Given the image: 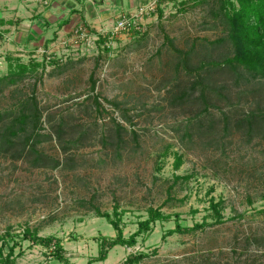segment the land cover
Here are the masks:
<instances>
[{
  "label": "rangeland",
  "instance_id": "374dc122",
  "mask_svg": "<svg viewBox=\"0 0 264 264\" xmlns=\"http://www.w3.org/2000/svg\"><path fill=\"white\" fill-rule=\"evenodd\" d=\"M220 1L168 0L161 4L164 16L159 18L151 13L158 0H151L130 12L141 14L133 29L111 35L106 42H98L99 33L112 30L97 32L81 25L73 32L58 29L57 35L51 33L49 47L24 53L11 43L17 39L13 30L0 31V78L13 65L15 70L20 65L30 68L23 81L0 93V108L16 109L15 96L35 92L46 121L42 132L52 134V126L60 123L66 131L65 141L52 134L41 144L46 154L61 161L56 169L0 157V237L10 240L4 259L17 243L10 264H88L99 256L104 236H117L95 206L114 219L117 208L126 237L148 219L150 207L170 219L153 223L135 246H115L106 260L93 264H124L136 252L148 255L138 264H264V141L247 142L240 133L224 136L220 109H213L210 117L218 122L219 133L212 145L210 135H197L189 142L183 128L193 116L190 104L175 108L167 99L172 79L195 78L181 68L177 71L179 55L167 44L166 35L184 51L195 44L190 59L197 65L231 53L228 43L211 44L225 35L213 13L221 10ZM36 63H45V70ZM241 89L231 91L232 96ZM95 94L105 108L102 114L96 110ZM257 98L252 95L239 107L247 111L257 106ZM105 99L118 103L119 109ZM124 111L133 125L123 119ZM114 119L126 128L122 141L114 133ZM81 133L85 138L76 143ZM103 134L108 136L106 143ZM66 145L71 146L65 151ZM176 152L183 156L179 169L174 165ZM175 176L191 177L174 184ZM212 202L221 203L220 220ZM178 223L191 230L164 238ZM26 227L37 229L40 236L59 238L67 260H59L53 246L24 238Z\"/></svg>",
  "mask_w": 264,
  "mask_h": 264
},
{
  "label": "trees",
  "instance_id": "16d2710c",
  "mask_svg": "<svg viewBox=\"0 0 264 264\" xmlns=\"http://www.w3.org/2000/svg\"><path fill=\"white\" fill-rule=\"evenodd\" d=\"M167 1L158 0L156 9L151 11V13L156 14L157 12L159 18H162L164 16V8L161 4ZM220 3H222L221 10L216 9L213 13L215 14L214 16L219 17L224 25L223 31L225 35L216 41H212L211 44L228 43L232 49L231 53L222 56L220 59L210 58L208 61H201L197 65L190 59L195 44L191 51H184L177 48L174 41L166 35L167 44L179 55V60L176 62L177 71H180L179 68H181L187 75H193L195 78L187 82L180 81L179 79L176 82V80L172 79L171 82L175 83L167 99L169 104L175 108L178 106L184 108L190 104L189 112H192L193 116L189 120L190 122L193 121V124H189V122L183 128L185 130L183 137L184 139L187 137L189 142H193V137L197 135L201 139L210 135L212 138H209V142H213L212 139L215 138L214 134L219 133L216 127V123L218 122L211 119L213 116L210 117L213 109H220L224 124V127H222L225 132L224 136L240 133L247 137V142H251L255 138H260L264 141V0H236V3L232 0H221ZM109 36V34L102 36L99 33L98 42H106ZM9 62H11L9 65L11 68L12 60ZM36 65L42 66L43 70H45V63H36ZM29 70L30 68L26 65H20L18 70H15L13 65V68L9 69L10 73L0 78V93L9 85L23 81L24 74ZM96 85L97 80H95L93 73L91 75V90L93 92L96 89ZM240 87L242 89L234 92V96H232L231 91ZM196 91H199V94L194 96ZM256 94L258 95L256 99L257 106L255 105L247 111L239 107L243 100L247 101L250 96H256ZM14 98L16 109L0 108V157L8 155L16 160H24L36 168L56 169L60 167L61 161L46 154L42 150L41 144L51 139L52 134H55L59 141H65L64 136L66 131L64 124L53 125L52 134L42 132L46 130V121L43 119L44 114L35 92L30 95L28 94L26 97L15 96ZM105 100L111 104H115V107L119 109L118 103ZM94 103L97 112L102 114L105 108L99 94H95ZM223 103L227 105L225 107L229 108L228 110H224L222 107ZM123 119L133 125V120L127 111H124ZM114 122V133L118 136V141H122V133L126 131V128L115 119ZM194 126L197 128L196 131H192V127ZM176 130L179 131V128ZM133 132L136 138L137 135L135 131ZM84 135L86 133H81L76 143L81 142L85 138ZM107 139L108 136L103 134L104 143L107 142ZM69 142L71 145L75 143L72 140H69ZM71 145L63 146L62 149L66 151ZM182 163L183 156L176 152L175 168L179 169ZM190 177L175 176L174 184L183 179H190ZM169 200H173L172 195H169ZM211 208L214 210L218 220H220L222 217L221 203L212 202ZM94 210L99 217L106 218L113 225L117 236H104L100 243L99 256L91 259L88 264L106 260L108 252L115 246H135L138 242L137 238L146 231H149L153 223L170 219V216L163 213L161 209L150 207L148 219L141 221L139 229L129 237H126L121 226V219L119 218L117 208L114 212L115 219L110 213L102 212L99 207L95 206ZM203 224L196 225L195 227L203 226ZM186 230L191 229H185L178 223L176 228L171 229L164 235V238L176 232H184ZM22 234L24 238L31 239L36 243L47 247L53 246L56 257L61 261L67 260L63 255L64 247L59 238L55 236H40L37 229L29 227H26ZM0 238L3 241L0 245V264H10L12 262L10 256L17 243L15 242L9 247V254L4 259L3 250L10 240L6 237ZM11 239L13 240V237ZM147 256V253L144 252L132 253L124 264H138Z\"/></svg>",
  "mask_w": 264,
  "mask_h": 264
},
{
  "label": "crops",
  "instance_id": "0c3cea01",
  "mask_svg": "<svg viewBox=\"0 0 264 264\" xmlns=\"http://www.w3.org/2000/svg\"><path fill=\"white\" fill-rule=\"evenodd\" d=\"M149 1L0 0V31L13 30V37L19 38L11 42L14 49L25 53L49 47L50 35L52 32L57 35L58 29L73 32L87 25L97 32L110 31L120 16Z\"/></svg>",
  "mask_w": 264,
  "mask_h": 264
},
{
  "label": "built area",
  "instance_id": "2783aa9c",
  "mask_svg": "<svg viewBox=\"0 0 264 264\" xmlns=\"http://www.w3.org/2000/svg\"><path fill=\"white\" fill-rule=\"evenodd\" d=\"M154 9V8H152ZM151 9V10H152ZM144 11V9H142ZM155 10V9H154ZM153 10V11H154ZM140 11V10H139ZM137 16V17H136ZM141 14L139 15H132L131 13L129 14H123L122 16L119 17L116 25H115V30L112 29L111 33L109 34L110 36L113 35V37L118 34L120 31L122 30H127V29H133L134 25L136 24V20L140 19ZM146 14H142V17H145ZM140 27V26H139ZM81 29V30H80ZM79 30L82 31V28H80ZM140 29V28H139ZM78 30V31H79ZM83 36H85L86 34L82 31L81 33ZM85 34V35H84ZM81 35V36H82Z\"/></svg>",
  "mask_w": 264,
  "mask_h": 264
}]
</instances>
